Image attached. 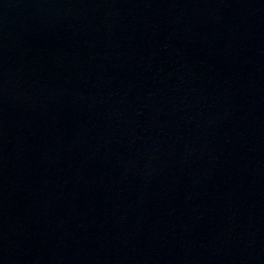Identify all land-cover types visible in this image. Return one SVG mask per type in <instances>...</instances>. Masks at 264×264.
Here are the masks:
<instances>
[{
	"label": "water",
	"instance_id": "water-1",
	"mask_svg": "<svg viewBox=\"0 0 264 264\" xmlns=\"http://www.w3.org/2000/svg\"><path fill=\"white\" fill-rule=\"evenodd\" d=\"M0 264H264V0H0Z\"/></svg>",
	"mask_w": 264,
	"mask_h": 264
}]
</instances>
